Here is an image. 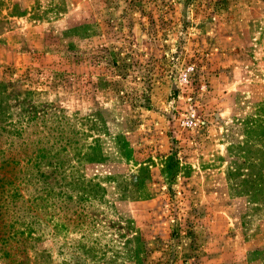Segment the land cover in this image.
Listing matches in <instances>:
<instances>
[{
	"label": "rangeland",
	"instance_id": "374dc122",
	"mask_svg": "<svg viewBox=\"0 0 264 264\" xmlns=\"http://www.w3.org/2000/svg\"><path fill=\"white\" fill-rule=\"evenodd\" d=\"M15 4L0 193L19 185L12 221L36 239L0 264H264V0ZM73 174L97 198L58 193Z\"/></svg>",
	"mask_w": 264,
	"mask_h": 264
},
{
	"label": "trees",
	"instance_id": "16d2710c",
	"mask_svg": "<svg viewBox=\"0 0 264 264\" xmlns=\"http://www.w3.org/2000/svg\"><path fill=\"white\" fill-rule=\"evenodd\" d=\"M5 8L9 10L7 12V16L15 14L23 15L25 12V9L19 7L18 4L12 5L10 9L8 7V0H0V31H2V29L4 28L3 26H6V16H1L2 10ZM4 106L5 105H2L1 107L0 103V122L4 121L8 116L5 114ZM4 114L6 116L5 119L3 116ZM15 130L16 133H20V129L17 130V128H15ZM92 149L95 150L94 147ZM43 158L45 157H34V159L36 160V165H38L37 161H40ZM1 161L5 166H9L11 163H18L17 160H10L9 158L5 157H2ZM58 164L61 165V162L59 161ZM164 173L166 174V176H168V178H172L177 173L176 164H174V158L171 156L167 157L165 161ZM3 184L5 185V187L10 186L11 189L10 191H7V193H5L4 195L5 188L3 187V191L0 193V221L2 223V225L0 223V251L7 258L11 256L10 250L12 249V245L14 243H22L21 245H28L31 244L32 241L36 238L32 236V232L34 229L33 227H31V225H33V223H29L28 225L26 224L27 229L24 231L15 230L14 222L12 221L15 216V208L18 204L22 203V201L26 202L28 200L24 199L23 194L20 191L19 185H14L12 180L9 181L6 179L4 180ZM57 184L58 187H60L58 193H62L63 187H65L66 190H64L62 194L67 195L70 199L73 198V201L77 205L79 201H90V195L93 198H97V195L100 191V185L98 182H95L93 179L87 178L86 176L80 174H73L69 177L61 176V182L57 181ZM43 189V192H45V197L47 199H50L54 194V191L51 189V186L49 184H46L45 187L43 186ZM9 209H12V211H14V214L7 217L6 211H9ZM25 233V236L20 237L21 234L24 235Z\"/></svg>",
	"mask_w": 264,
	"mask_h": 264
}]
</instances>
